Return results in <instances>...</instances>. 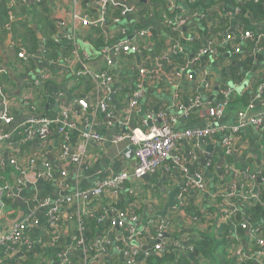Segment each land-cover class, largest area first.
Here are the masks:
<instances>
[{"label": "crops", "instance_id": "obj_1", "mask_svg": "<svg viewBox=\"0 0 264 264\" xmlns=\"http://www.w3.org/2000/svg\"><path fill=\"white\" fill-rule=\"evenodd\" d=\"M210 2L166 0V5H163L156 0H114V5L122 9L121 20L111 27L107 26L106 35L110 40L116 34L121 38L111 41L107 52L104 49L96 50L89 44L91 26H75L71 20L75 10L90 20L96 18L100 13L96 0H90L85 7L80 2L74 4L72 0H34L30 1V8L15 15L10 30L5 28L7 22L2 25L0 20V84L4 89L0 95V112L3 111L12 120L7 125L0 121L4 132L14 133L17 127L32 116L29 105L34 107V114L39 115L34 117H55V98L65 93V106L71 121L78 128L84 122L79 107L73 101L76 98L88 100L87 122L91 131L101 138L86 143L88 160L82 164L58 158V132L43 145L37 140H31L17 147L15 140H0V162L5 163H0V187L7 188L14 195L7 201L2 196L0 232L9 233L16 223L28 220L17 254L0 249V264H17L30 247L52 240L60 241L59 244L67 250L65 262L61 264H82L85 259L87 264H109L115 257L119 262H124L127 252L133 254V264H144L155 243L165 242V239L172 237L174 242L184 241L188 239L185 238L187 236L197 237L200 232H204L205 228L202 227L206 225L189 218L191 216L185 217L177 211L178 207L170 210L166 217L175 223L173 236L160 234L147 225V222L157 224L163 221L153 217L166 202V194L161 192L159 185L170 190L186 181L183 177L174 178L168 173L174 164L173 159L184 165L187 177L201 179L203 182V190L191 189L188 194V201L197 214L207 212V197L240 192L244 180L253 174V188L264 187V130L248 127L236 131L230 155L225 153L221 144L223 137L230 133L236 123L238 111L247 109L253 115L264 112V96L257 97L255 94L256 82L264 79V48L254 51L251 39L245 40L242 37L240 29H243V25L238 21V16H234L237 7L234 0H223L221 10L218 11L213 8L217 4ZM11 7L18 11L19 7ZM174 8L182 15L189 16L187 25L174 28L165 24ZM248 18L254 29L260 28V25L254 24L252 15ZM138 31L149 33L144 39L143 51H122L119 42L131 41L133 34ZM73 35L76 44L78 42L81 45L78 55L71 52ZM190 35L193 38L195 36L194 46H204L208 39H214L217 53L195 62L192 42L186 41ZM178 44L183 45L181 56H185L184 60L188 63L183 70L175 62L176 56L173 54L174 46ZM108 58L115 61L114 72L111 81L103 87L83 76L75 77L83 68L93 72L101 71L106 68ZM157 58H162L164 70L159 71L155 79L146 77L140 98L135 97V87L141 78L137 76L139 69L154 67ZM46 71L50 73L48 77H45ZM223 87L233 90L236 104L235 107L229 104L220 119L212 121L201 115L200 109L190 108L195 96L200 98L203 105H215L221 100L220 91ZM103 94L107 96L108 117L98 106ZM243 94L249 95L247 106L240 100ZM110 95L112 101L108 100ZM24 101L29 104L25 105ZM157 112H163L174 120V130H196L210 125L214 135L202 140L183 139L174 146L170 159L154 175H149L148 180L129 181L134 185V190L128 186L129 182H124L116 193L107 189L98 199L65 204L58 213L59 222L56 220L51 224L48 209L54 205V201L133 170L136 166L135 145L129 140L115 142L113 138L124 134L122 128L130 125L147 130L144 120L148 115L151 116L152 124H158L155 117ZM70 134L68 143L75 149L82 143L78 139L80 134L76 130ZM208 147L211 149L209 153L205 149ZM205 156H208V162L202 166L199 160ZM11 158L23 164L34 159L35 165L22 173L6 161ZM48 169L54 172L53 180L31 178L32 173ZM61 172L65 173L64 177L60 175ZM45 200L49 205L42 206ZM128 205L136 207V223L130 224L135 231L131 233L127 228H116L110 224L116 210ZM216 208L211 225L224 221L220 207ZM82 218L101 224L102 235L97 234L91 243L93 246L97 244L99 249L103 248V253L99 254L95 250L97 253L94 257H85L83 248L77 243L82 234L79 229ZM220 231L224 233V230ZM227 233L228 228L224 235ZM238 233L241 235L240 241L235 242L232 248L230 246V254L223 252L222 258L218 260L221 264H238L241 260L247 264L249 259L251 264H261L256 258H249L246 253V230L241 228ZM160 235L164 236L161 238ZM60 262L53 260L52 263ZM200 262L207 263V260L201 259Z\"/></svg>", "mask_w": 264, "mask_h": 264}, {"label": "built area", "instance_id": "obj_2", "mask_svg": "<svg viewBox=\"0 0 264 264\" xmlns=\"http://www.w3.org/2000/svg\"><path fill=\"white\" fill-rule=\"evenodd\" d=\"M28 0H20L19 3L10 1L9 3L15 7L18 8L25 4ZM74 4L77 3V0H72ZM216 1V0H211ZM236 5L237 2H240L242 0H234ZM254 2H257L258 0H253ZM97 5L101 11V15L99 18L90 20L86 16L80 14L77 10L73 11L71 14V20L74 25H81L82 27H89V26H97V25H103L104 23V13L106 9L109 6H114V0H98ZM220 6H222V3H217L216 7H213L214 10H221ZM172 9V7H171ZM214 13H217L216 11H213ZM241 13V9L238 7L235 8L234 16H238ZM11 20L14 18L11 17ZM120 20H115V23H118ZM190 21L189 16L182 15L179 10L174 8L173 14L165 21V24L168 27H174L179 28L183 25H187ZM260 25V28L256 29H247L243 30L242 28L240 31L243 33L242 37L247 40L251 39L252 44L255 46L254 51L260 48V42L264 40V20L261 23H255ZM257 32H255V31ZM149 35L146 31H138L137 33H134L132 36L131 41H125L122 40L119 42V47L124 52H131V53H138L140 52V48L138 45L139 41H143L145 37ZM195 40V36L193 38L192 35L188 36L186 41L191 43ZM72 44H75V36L73 35L71 37ZM117 46V44H116ZM201 47V48H200ZM199 50L194 53L195 62L201 61L202 57L208 56V55H215L217 53L216 50V42L214 39H208L206 41V44L204 46H198ZM23 49V48H22ZM106 52L109 51V46H106L103 48ZM24 50V49H23ZM216 50V52H215ZM183 52V45H175L174 46V56L181 57V53ZM73 54L78 55V48H76L73 52ZM23 57V55H22ZM185 57V56H184ZM24 58V57H23ZM162 58H157L155 61V66L150 68L141 67L139 69V72L137 73V76L141 77L139 82L137 83L134 92V96L137 98H140L141 93L143 92L144 82L147 81L146 77L150 79H155L158 76L159 71L164 70V64L161 60ZM186 59L184 60V64L180 70H183L185 66H187ZM114 65L115 61L107 59L106 66L109 71L114 72ZM50 73L47 71L45 72V77L49 76ZM78 77H85L89 80L95 81L97 83H100L102 87L111 81V77L113 75L108 74L104 71H90L88 69H82L77 73ZM145 80H143V78ZM264 89V84H260L256 87L255 94L257 97H259ZM4 91L3 85L0 84V95L1 91ZM220 95L222 99L216 103L215 105H203L200 98L195 96L192 99V103L190 105V108L200 109V113L203 116L209 117L212 121L220 119L226 109L229 106V98L233 94V90L231 89H221ZM66 101V95L65 93H60L58 97L55 98L54 101V107L57 109L56 116H41V117H34L39 116L35 115V109L32 107V105H29L28 108L30 109L31 115L27 120L22 123L17 129L14 130V133H5L3 130V125L0 126V140H15V144L17 147L22 146L27 141L31 140H37L41 145L46 144L47 141H49L51 138L55 136V134H58V143L56 144V151L57 156L59 159H67L69 162L74 164H82L85 161L88 160V155L86 153V143L88 141H99L101 138L98 134L95 132H92L89 124L87 122V115L86 113L89 105L88 100L86 98H76L73 103H75L79 109H80V117L84 122V125L80 128L71 121V115L69 114L67 107L65 106ZM25 105H28V101H24ZM99 110L104 112L107 117L109 116V106L107 103V96L106 94H103L102 97L99 98L98 101ZM188 115V113H187ZM155 117L158 120V124H152L151 116L148 115L145 118V123L148 126L147 130L142 129H130L129 132H126L124 134H119L114 136L113 141L115 142H121L124 140H129L133 145H135V152L134 156L136 159V166L133 168V170L130 173H120L116 176H113V178L105 179L98 185L85 190L76 192L70 197H65L63 199H58L57 201H54V205L49 207V213L50 216L49 222L52 224V222L57 221L59 222L58 213L63 208L65 204L72 203L74 201L78 203H86L92 199H98L99 197L104 195V191L107 189H111L114 193L116 191L118 192L117 188L119 186H122L124 182H133L135 179H142L144 176L154 175L157 171H159L160 167L163 166L169 159L172 153V150L174 146L180 142L185 140H202V139H208L214 135V131L211 129L210 125L205 126V128L202 129H184L181 131L174 130L173 123L174 120L170 117H167L164 115L163 112H157L155 113ZM236 123L230 130V133H227L226 136L222 139V146L225 150V153L230 155L231 154V146L233 143V136L236 135V131L243 130L248 127H259L262 130H264V112L261 114L253 115L250 114L247 109L241 110L237 112V118ZM0 121L3 122L5 125L11 123V118L6 116L3 111L0 112ZM216 129V128H215ZM76 130L80 134V138L78 139L82 142L79 144L75 149H72L68 143L69 139L71 138V131ZM56 132V133H55ZM77 135V134H76ZM51 141V140H50ZM7 162H9V165L14 167V169L20 170L22 173L23 170L30 169L33 165H35L34 159H29L26 163H20L17 159H7ZM174 164L173 166L168 169V173L173 175L174 178L176 177H183L182 179H186L185 182H183L182 187L184 186L187 189H195V190H203V182L201 179L194 180L187 177V170L185 169L184 165H181L177 160L173 159ZM1 164H5L4 162H0ZM60 175L62 177L65 176L64 172H61ZM32 179H42L45 181H51L54 179V172L51 169L40 171V172H34L31 174ZM249 180L252 181L251 186L248 187L243 183L240 188H243L240 191H243V195H241V199L245 202L257 199V191L254 193L253 190V182L255 180V175L249 176ZM180 189L179 194L177 195V206L182 198L183 192L185 189ZM239 188V189H240ZM0 205H3L2 196H4L6 199H11L14 197V195L7 190V188L0 187ZM239 195V192H236L231 195ZM49 205L48 202L45 200L42 203V206ZM229 215L235 214L237 211V205L230 204L229 205ZM136 209V207H135ZM134 212H124L121 210H116L113 220L110 221V224H113L116 228L123 227L127 228L129 233L134 232L135 229L133 226H130L131 223H136V218L134 215ZM188 217V215H185V217ZM192 218L194 221H196L195 218ZM166 219V218H165ZM157 222V224H154L153 222H147L148 227L151 229H155L159 231L160 234H171L173 236L172 231L175 229V223H173L172 219H166V220ZM28 220H24L20 223H16L14 225V228L9 233H2L0 232V249H4L5 251H8L11 254H17V249L15 248L19 243L22 236V232L25 229L26 223ZM247 222V221H245ZM174 228V229H173ZM242 229H249V225L246 223H243L241 225ZM80 232L82 233L84 228L79 225ZM173 229V230H172ZM248 232V230H247ZM168 233V234H167ZM249 234L251 236L252 240H255L257 238V243L264 244V238H262V235L264 234V223H260L257 227L249 231ZM81 236V235H80ZM169 236V235H168ZM174 237L165 239V242L161 243H155L153 245V249L160 251L161 249L170 247L171 245L184 249V248H192L193 245L196 243L194 241H197V238L189 237L188 239L180 242H174ZM53 241V240H52ZM77 243L79 246L83 248V250H88L85 248V242L81 237L77 239ZM98 250H101L104 252L105 250L102 248L96 249V251L99 253ZM263 251L259 250L257 253V256H260V258L263 256ZM251 259L255 258L253 257V254L250 257ZM65 254L62 257V262L65 261ZM125 264H133V254L132 253H125L124 256ZM88 262L86 259L84 260L83 264H87ZM238 264H245V261H242Z\"/></svg>", "mask_w": 264, "mask_h": 264}, {"label": "trees", "instance_id": "obj_3", "mask_svg": "<svg viewBox=\"0 0 264 264\" xmlns=\"http://www.w3.org/2000/svg\"><path fill=\"white\" fill-rule=\"evenodd\" d=\"M30 1L34 0H28L25 4L20 6L17 9H14L10 5V0H0V20L5 25V28L7 30H10V24L15 19V15L18 13H22L24 9L30 8ZM90 0H77V3L80 2L81 5L84 7L89 3ZM161 2L163 5H166V0H156ZM185 2H189V0H184ZM201 2L207 3L208 0H200ZM211 1V0H210ZM98 2V0H96ZM76 3V4H77ZM212 4V1L210 2ZM214 4L217 3H223V0H216L213 1ZM264 0H258L257 2H254L253 0H242L240 2H237L238 7L241 9V13L238 15V21L243 25V30L247 29H254L251 25L252 23L248 20L249 15L253 16L254 24L255 23H261L264 20ZM188 6V5H187ZM209 6V5H207ZM22 8V9H21ZM96 18H99L101 15V11ZM121 12L122 9L118 8L117 5L109 6L105 13H104V23L103 25H97L92 26V36L89 35L88 42L91 46H93L96 50H101L104 47L108 46L111 41H117L121 38L119 34H116L112 40L109 39V36L106 35V28L111 27L115 24V20H121ZM83 15V14H82ZM13 17L14 19L11 20L10 18ZM94 18V19H96ZM108 26V27H107ZM255 31V30H254ZM257 32V31H255ZM147 38V37H145ZM144 38V39H145ZM143 41H139L138 45L141 51H143L144 48H142L144 44ZM193 46V53L199 50L197 44L192 42ZM71 47V46H69ZM260 47L264 48V40L260 42ZM52 48V46H50ZM78 48L81 50V45L79 43L75 42V44H72L71 52L73 53L74 50ZM201 48V47H200ZM204 56V58H206ZM200 61V60H199ZM197 61V62H199ZM175 62H177L178 66L181 67L184 64V57H177L175 58ZM100 71V70H96ZM101 71H104L108 74L113 75V71H109L107 66L106 68H103ZM75 77L79 78L76 74ZM1 80V79H0ZM264 84V79L259 80L256 82V85ZM257 85V86H258ZM226 89V87H223ZM264 96V89L260 97ZM241 97H239L240 99ZM222 99V97H221ZM249 100L248 94H243L242 98L240 99L243 102V105L245 106L246 103ZM229 104H231L233 107H235L236 104V98H234V95L232 94L229 98ZM247 105H249L247 103ZM246 105V106H247ZM89 109V108H88ZM88 112V110H87ZM245 185L248 187L251 186L252 181L249 180V178L244 180ZM248 182V183H247ZM205 184V182H204ZM124 185V184H123ZM128 186L132 187L130 182L128 183ZM182 189H185L183 192L182 198L178 204L177 211H180L183 215H188L193 218H195L200 223L206 225L202 228L204 232H200L198 234L197 241H194L196 245L194 244L192 248H178L173 245H171L169 248H166L162 253L155 252L154 254L149 255L146 260H144V264H207L208 262H211L212 264H221L222 262L218 259H221L223 256V252L230 254V246L232 248L233 244L235 242H239L241 239V235L238 233V230H241V225L243 223H246L249 225L250 230L257 227L260 223H264V187L259 186L257 188V199L256 201L251 200L248 202L243 201L240 197L243 195V188L239 189V195H214L209 196L206 198V201H208V208L207 212L203 214H197L196 209L190 204L188 201V194L191 191L190 189L185 188L184 186ZM159 191V190H158ZM132 195V194H131ZM4 200V199H2ZM7 201V199H5ZM235 204L237 205V211L233 215H229V205ZM220 207L221 209V215H224V221L223 222H216L214 225H211L214 221L213 215L216 213L217 208ZM175 208V209H176ZM119 209V208H118ZM134 207L128 205L120 207L119 210L124 212H134ZM136 214V211H135ZM89 219H81V226L84 228L81 238L86 244L87 249L89 250L88 256L94 257L97 253L92 245L91 241L94 240L95 236L97 234L102 235L101 230V224H97L95 221H88ZM247 221V222H245ZM174 223V221H172ZM228 228V236L226 233V230ZM220 230H224V233ZM248 230V232H247ZM247 235L248 240L246 244L248 245L246 247V253L248 257L250 258L253 254V257L257 259L258 262H261V264H264V254L260 258V256H257V253L259 250H262L264 253V244L257 243V238L255 240L251 239V236L249 234V229H247ZM190 236H187L185 238H189ZM240 237V239H239ZM262 238H264V234L262 235ZM60 241H49V243L43 241L39 243L37 246H32L24 253V255L18 259L17 264H53V260H61L62 257L65 254L67 250L63 248L61 244H59ZM16 249L19 248V244L15 247ZM201 259L207 260V263L200 262ZM200 260V261H199ZM52 261V262H51ZM84 260H82L83 264ZM109 264H125L123 261L119 262L118 258H113L109 261ZM225 264V262H224ZM247 264H251L249 262V259H247Z\"/></svg>", "mask_w": 264, "mask_h": 264}, {"label": "water", "instance_id": "obj_4", "mask_svg": "<svg viewBox=\"0 0 264 264\" xmlns=\"http://www.w3.org/2000/svg\"><path fill=\"white\" fill-rule=\"evenodd\" d=\"M108 100L112 101L111 95L108 97ZM134 128H135L134 125H130L129 127H123L122 132L126 133L128 130L134 129ZM205 149L208 153L211 150L209 147L205 148ZM207 162H208V156H205L199 160V164L202 166H204ZM142 179L148 180L149 178H148V176H144V177H142ZM182 185H183V182H180L179 184H177L176 186H174L170 190H166L159 185L161 192L166 194V202L164 203L162 209L153 215L154 218H159V219L164 220L167 217L169 211L172 209H175L177 207V195L179 194V191H180ZM256 191H257V188L254 187L253 192L255 193ZM163 236L164 235H160L161 238ZM165 236H167V235H165ZM94 247L96 248L97 244ZM96 249H99V247H97ZM20 255L21 254H19L18 256H20Z\"/></svg>", "mask_w": 264, "mask_h": 264}, {"label": "rangeland", "instance_id": "obj_5", "mask_svg": "<svg viewBox=\"0 0 264 264\" xmlns=\"http://www.w3.org/2000/svg\"><path fill=\"white\" fill-rule=\"evenodd\" d=\"M130 184L132 185L131 189L134 190V188H133L134 185L132 183H130ZM98 251H99V254L103 253L101 250H98ZM88 252H89V250H83V253H84L85 257L88 256ZM124 263H125V261H124Z\"/></svg>", "mask_w": 264, "mask_h": 264}, {"label": "bare ground", "instance_id": "obj_6", "mask_svg": "<svg viewBox=\"0 0 264 264\" xmlns=\"http://www.w3.org/2000/svg\"><path fill=\"white\" fill-rule=\"evenodd\" d=\"M164 250H165V248L164 249H161L160 251L155 250V249H152V253H149V254L151 255V254H154L155 252L162 253Z\"/></svg>", "mask_w": 264, "mask_h": 264}]
</instances>
